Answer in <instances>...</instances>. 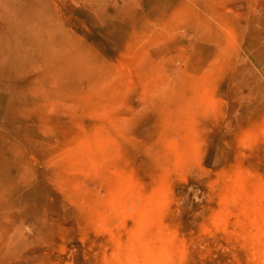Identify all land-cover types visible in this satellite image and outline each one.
Returning <instances> with one entry per match:
<instances>
[{"label":"rangeland","instance_id":"374dc122","mask_svg":"<svg viewBox=\"0 0 264 264\" xmlns=\"http://www.w3.org/2000/svg\"><path fill=\"white\" fill-rule=\"evenodd\" d=\"M0 264H264V0H0Z\"/></svg>","mask_w":264,"mask_h":264}]
</instances>
